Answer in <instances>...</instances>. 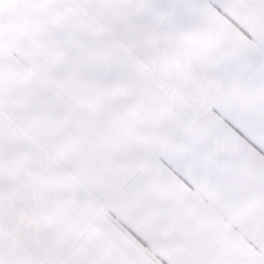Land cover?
Listing matches in <instances>:
<instances>
[{"label": "snow or ice", "instance_id": "obj_1", "mask_svg": "<svg viewBox=\"0 0 264 264\" xmlns=\"http://www.w3.org/2000/svg\"><path fill=\"white\" fill-rule=\"evenodd\" d=\"M0 264H264V0H0Z\"/></svg>", "mask_w": 264, "mask_h": 264}]
</instances>
